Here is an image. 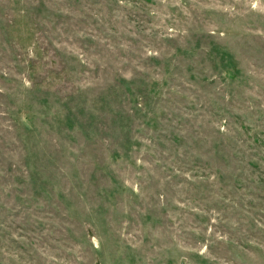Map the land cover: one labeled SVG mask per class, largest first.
I'll use <instances>...</instances> for the list:
<instances>
[{"label":"rangeland","instance_id":"obj_1","mask_svg":"<svg viewBox=\"0 0 264 264\" xmlns=\"http://www.w3.org/2000/svg\"><path fill=\"white\" fill-rule=\"evenodd\" d=\"M0 264H264V0H0Z\"/></svg>","mask_w":264,"mask_h":264}]
</instances>
